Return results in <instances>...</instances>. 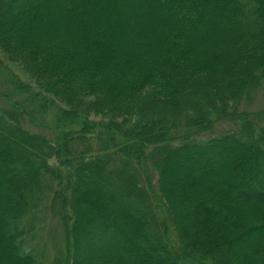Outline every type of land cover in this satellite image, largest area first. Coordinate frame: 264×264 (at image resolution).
<instances>
[{"label":"trees","instance_id":"16d2710c","mask_svg":"<svg viewBox=\"0 0 264 264\" xmlns=\"http://www.w3.org/2000/svg\"><path fill=\"white\" fill-rule=\"evenodd\" d=\"M0 51L75 125L0 108V264H264V0H0Z\"/></svg>","mask_w":264,"mask_h":264},{"label":"rangeland","instance_id":"374dc122","mask_svg":"<svg viewBox=\"0 0 264 264\" xmlns=\"http://www.w3.org/2000/svg\"><path fill=\"white\" fill-rule=\"evenodd\" d=\"M17 80L30 81L27 74L16 65L10 63L4 59V55L0 51V108L25 110L21 113L20 117L24 120V123L28 125L34 131H41L45 134H49L52 137L53 134L68 133L67 130L71 129L72 124H69L68 120H58L59 110L55 105L47 103V107L43 108L40 113H34L30 110L31 103H39L38 98L34 97L31 90L24 88L17 82ZM263 95H258L256 100L247 106L251 111H256L263 106ZM27 110V111H26ZM33 119V123L31 124ZM220 121V122H219ZM80 122V120H79ZM233 122L226 119L218 120V125L215 127L214 132L224 130L225 128H231ZM222 161V159H221ZM52 162H56L55 159ZM220 161H217L214 166H218ZM211 166V165H210ZM261 190L264 189V181L259 183ZM257 189V188H256ZM254 187L249 186L250 195L256 196L259 199L264 200V193L256 190Z\"/></svg>","mask_w":264,"mask_h":264}]
</instances>
